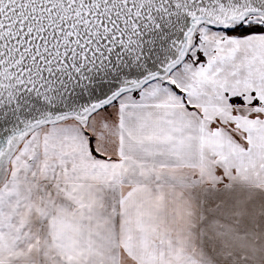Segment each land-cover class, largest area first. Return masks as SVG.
Returning a JSON list of instances; mask_svg holds the SVG:
<instances>
[{
  "label": "snow or ice",
  "instance_id": "snow-or-ice-1",
  "mask_svg": "<svg viewBox=\"0 0 264 264\" xmlns=\"http://www.w3.org/2000/svg\"><path fill=\"white\" fill-rule=\"evenodd\" d=\"M0 264H264V0H0Z\"/></svg>",
  "mask_w": 264,
  "mask_h": 264
}]
</instances>
